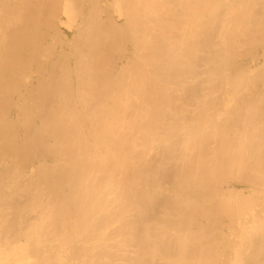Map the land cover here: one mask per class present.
Listing matches in <instances>:
<instances>
[{"label": "bare ground", "instance_id": "6f19581e", "mask_svg": "<svg viewBox=\"0 0 264 264\" xmlns=\"http://www.w3.org/2000/svg\"><path fill=\"white\" fill-rule=\"evenodd\" d=\"M0 264H264V0H0Z\"/></svg>", "mask_w": 264, "mask_h": 264}]
</instances>
